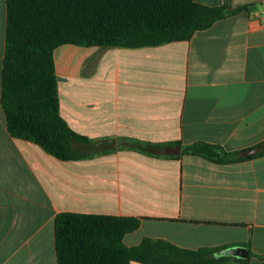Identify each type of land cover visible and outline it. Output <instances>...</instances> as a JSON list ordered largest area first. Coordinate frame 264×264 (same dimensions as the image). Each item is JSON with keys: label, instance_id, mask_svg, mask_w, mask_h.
Returning <instances> with one entry per match:
<instances>
[{"label": "crops", "instance_id": "1", "mask_svg": "<svg viewBox=\"0 0 264 264\" xmlns=\"http://www.w3.org/2000/svg\"><path fill=\"white\" fill-rule=\"evenodd\" d=\"M5 29L0 0V264H58L61 212L141 218L128 246L147 237L192 250L244 246L248 262L227 264H264V155L220 165L183 153L197 142L240 153L264 144V0L186 41L59 46L60 114L92 141L78 145L88 157L71 161L8 132ZM122 139L163 144V155L121 148ZM175 144L179 154L163 152Z\"/></svg>", "mask_w": 264, "mask_h": 264}, {"label": "trees", "instance_id": "2", "mask_svg": "<svg viewBox=\"0 0 264 264\" xmlns=\"http://www.w3.org/2000/svg\"><path fill=\"white\" fill-rule=\"evenodd\" d=\"M231 0L210 6L196 0H6L1 106L14 138L30 141L61 161L88 157L79 144L92 141L70 128L60 114L55 50L63 44L141 48L189 40L197 31L238 14ZM121 148L162 156L165 145L122 139ZM183 153L224 165L264 155L241 157L218 144L197 142ZM141 218L58 213L54 235L58 264H227L249 258L217 255L224 248H181L144 238L128 246L124 236ZM250 256L252 255L249 251Z\"/></svg>", "mask_w": 264, "mask_h": 264}, {"label": "water", "instance_id": "3", "mask_svg": "<svg viewBox=\"0 0 264 264\" xmlns=\"http://www.w3.org/2000/svg\"><path fill=\"white\" fill-rule=\"evenodd\" d=\"M263 0H231V6L232 8H237L241 5H248V4H256L261 3ZM264 148V144H260L252 149L244 150L240 153L241 157L251 156L254 154H257ZM165 154H179L181 152V146L179 144L170 145L166 147L163 151ZM219 256L221 255H227V256H234L238 258H247L249 256V251L244 246H233L230 248H224L218 252Z\"/></svg>", "mask_w": 264, "mask_h": 264}]
</instances>
